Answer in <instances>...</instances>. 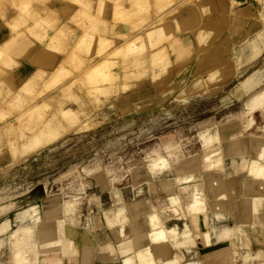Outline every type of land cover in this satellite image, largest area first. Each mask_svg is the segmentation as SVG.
Returning a JSON list of instances; mask_svg holds the SVG:
<instances>
[{"label":"rangeland","instance_id":"obj_1","mask_svg":"<svg viewBox=\"0 0 264 264\" xmlns=\"http://www.w3.org/2000/svg\"><path fill=\"white\" fill-rule=\"evenodd\" d=\"M25 1L14 5H23L20 10L29 16L33 0ZM71 1L79 5L76 19L88 22L78 25L85 34L49 81L55 57H42V63L51 69L42 75L43 91L50 100V109L41 114L43 126L48 134L56 132L59 136L20 155L21 145L40 135L26 137L14 131L21 124L15 119L19 105L0 102V264H16L14 255L24 247L25 238L37 240L36 222L55 227L54 219L62 217L61 211H52L56 216L51 220L44 215L53 209L49 208L53 202L75 200V210L66 225L75 222L89 231L99 246L90 249V257L93 264H101L107 255L104 247L115 245L119 239L101 210L118 213L129 236L128 204L138 201V210L161 214L169 205V191L164 190L163 181L176 177L178 171H195L196 176L202 167V174L209 168L223 171L222 155L214 144L218 143L221 150L227 145L232 157L233 138L246 146L252 137L264 136V107L252 115L254 125L243 133L247 120L244 103L257 94L264 101V53L258 56L264 47V27L242 44L235 40L234 45L227 46V36L214 42L229 18L233 0H228L229 6L225 0L200 1L199 10L206 18L211 9L220 15L207 19L196 31L199 50L192 43L189 23L198 0H97L94 13L90 0ZM237 14L248 12L240 9ZM55 17V10L48 9L38 20H51L52 27ZM103 19H111L112 26L102 35L113 40L99 39ZM97 40L98 56L89 60L84 53H94ZM3 58L0 53V60ZM26 81L23 88L30 97ZM102 89L107 90L106 95L100 93ZM41 95L30 100L27 107L36 106ZM8 112L14 113L6 122ZM51 114L53 120L49 119ZM32 117L26 115L24 121L27 135L34 129ZM219 132L232 134L226 141L227 135L221 140ZM158 153L168 167L153 172L150 164ZM245 158H250L248 151ZM180 195L182 203H187L186 195ZM39 205L41 219L28 227L16 224V219H23L25 209L36 210ZM136 221L146 229L142 219ZM79 245V240L72 239L65 255L76 256ZM237 264H241L240 258Z\"/></svg>","mask_w":264,"mask_h":264},{"label":"crops","instance_id":"obj_2","mask_svg":"<svg viewBox=\"0 0 264 264\" xmlns=\"http://www.w3.org/2000/svg\"><path fill=\"white\" fill-rule=\"evenodd\" d=\"M90 1L93 2L91 12L94 13L97 0ZM200 1L201 0H198L197 4L195 3L194 15L189 19L190 26H192L191 40L197 50H199V46L196 41V31L200 29L207 19H210V21L215 20L218 19L220 15V12L213 11L211 9L209 17L206 18L199 10ZM14 3L19 5L20 0H0V51H2L3 57H6L0 60V82H2V84H0V90L3 92V95L0 96V102L3 101L2 103H6V106L11 104L19 105L16 108L17 110L15 109L18 111L16 114L19 113L15 116V119H20L21 124L20 128H15L14 131H18V134L22 136L25 135L26 137H34L38 134L41 135L40 133L42 131L44 132V118L41 114L48 108L50 109V100L46 99L48 96L46 97V92L43 91L44 81L42 75L43 73H46L47 75L51 69L42 63V57H55V61L53 63L54 69L51 71L48 77L49 81L56 68L63 64L69 55L74 51L76 41L85 34L83 29H81L78 25L83 24L86 26L88 22L86 20L76 19L79 5L75 4L71 0H46L44 4L40 1L33 0L30 5L29 16H26L25 13L20 10V6L16 7ZM225 3L229 6L228 0H225ZM48 9L55 10L56 17L53 19L55 22L52 27L51 20H38L40 17L46 14ZM240 9L246 10L248 14H237V10ZM259 14L264 16V0H242L239 5L229 7V18L214 42H218L220 39L227 36L226 45L228 46L229 44L234 45L233 41L235 40L240 41L242 44V42H244L246 39L254 38L255 33L264 27V18H262ZM235 19L238 21L235 22ZM101 22L104 24V26L102 27V25H100L98 28L100 31L98 34L99 39H106L108 36L102 34H104L107 30L111 31V19H103ZM29 27H33V29L30 30ZM60 29L62 30L61 33L63 34L60 36V38H57L56 34ZM177 35L180 37L181 34L179 33ZM108 39L113 40L111 37ZM11 41L13 42L12 48L7 46V44ZM51 44L54 46L52 47ZM208 47L206 49H209ZM93 49L94 53L92 54L84 53L85 55L90 56L89 60L91 56L94 58L98 56L100 50L99 40L94 42ZM262 53H264V47H262L258 56H260ZM46 54L48 56H46ZM26 79H28V84L30 85L31 89V96L33 94L32 97H27L25 94L26 92L24 91L23 86H25L27 82ZM33 79L34 82L32 83ZM18 84H20L19 87L14 88L13 85ZM100 93L106 95L107 90L102 89ZM40 94L43 95L40 96V99H38L36 105L38 107H44L40 110L38 109L36 112H31L27 107L28 103L35 96L37 97ZM12 113L14 112H11L10 114L8 112V116L5 117L6 122ZM26 115H31L34 119H31L34 121V129L29 135L24 132V121L26 120ZM46 119H48V117H46L45 120ZM49 119H54L52 114ZM30 124H32V122ZM54 134L57 135L56 133ZM219 134L221 140L224 139L222 138L223 136L227 135L226 137H228V139L225 138L227 141L229 140L232 132H229L228 134H222L219 132ZM49 135L52 136V132H49ZM257 138L260 140L261 137ZM261 140H263V138H261ZM243 142L245 143V141ZM245 144L248 148V156L250 157L252 154L251 144ZM218 146L219 144L216 143L214 144L213 148H218L216 152H221L222 164L224 166L222 175L224 178L234 184L237 197L236 200L240 201L243 190L239 186L241 181L239 177L244 173L240 171V168L244 164L243 159L247 158L242 157L240 161L238 156L231 157L228 154L227 145L223 147L222 150ZM202 172L203 167L202 171L197 176L194 174V179H192V181L189 183L178 184L175 182L170 188L164 186V190L169 191L167 192V200L169 205L165 207L164 210H162L161 214L155 210H152V213L156 214L161 219V228L168 234L172 242H174V249L176 251L177 258L180 260V263L201 264L202 262V264H237V260L240 257L241 264H264L263 204L259 206L260 211L257 212V214H252L251 204H247L246 209H244L242 204L239 203H237L238 206L236 208L234 206L232 207L234 200H232L231 203L228 201L226 210L215 209L213 202L209 199L210 195L203 186V180H200V175ZM174 178H172L173 181H175ZM185 185L192 187H189L188 190L185 191ZM195 186H197L199 189L201 187L202 190L206 191V201L204 202L202 206L203 210L201 211L194 210L195 201L193 198L192 189ZM180 194L186 195V198L188 199L187 203H182ZM171 197L176 198L182 207V221L177 220L175 214L170 211V208L172 207ZM135 204L137 205V208H135ZM139 205L140 202L138 201L133 203L131 202L127 205V208L131 209H128L131 212L130 221H128L131 231L129 236H126V224L123 219L118 217V213L115 211L108 212L101 210L106 220L107 226L112 229L119 238L115 245L107 244L106 247H104L106 248L107 255L105 259L99 261L101 264H138L136 252L147 248V246H151L150 239L154 229L145 217V215H147L150 210L140 211L138 210ZM112 218H114L115 223L110 225ZM138 219L143 220L144 226L146 227L145 230L140 228L141 225H136V220ZM172 220L174 222L171 225H168V223ZM184 221L187 223V228L184 226ZM176 224L178 225V228L176 232L173 233L172 231ZM186 230L189 231V235L187 236L184 235ZM234 232L237 233V239H234ZM87 236L90 240L89 243H86L85 241V237ZM76 239L80 241L79 250L76 256L73 257L65 255L67 244L72 240L67 239L62 243L55 242L51 245H48L47 247L42 248V255H40L41 257L39 256L38 259H36L34 262H31L30 264H93V258L90 257L89 254L90 249L92 247L99 248L94 237L87 229H81L77 226L76 237H74L73 240ZM231 241L234 242L233 250H229L226 257L215 255L213 250L216 247L222 244L230 243ZM125 249L127 251H125ZM259 254H261L260 257H258ZM248 255L250 256V259L248 261H244L242 256Z\"/></svg>","mask_w":264,"mask_h":264},{"label":"bare ground","instance_id":"obj_3","mask_svg":"<svg viewBox=\"0 0 264 264\" xmlns=\"http://www.w3.org/2000/svg\"><path fill=\"white\" fill-rule=\"evenodd\" d=\"M241 1L242 0H233V3H234V5H236V4L239 5ZM20 6H23V5H20ZM29 29L31 30L32 27H29ZM148 32H147V34H148ZM149 34H150V32H149ZM147 36H150V35H147ZM7 46L10 47V44L8 43ZM0 53H2V51ZM43 107L44 106L38 107L36 105L32 109H30V111L36 112L38 109L40 110ZM263 107H264V101L262 100L261 95H258V94L252 96L251 98H249L244 103V110H245L244 113L247 114L246 115L247 120L245 123H243V127H244L243 133L245 131L249 130L254 125V120H253L252 115L254 113L260 111V110H263ZM19 121H20V119H19ZM54 133H56V132H52V136L49 135L47 133V128H46L44 130V132L41 133L40 137L37 140H35L31 143H28L26 145H21V154L20 155L23 154L22 153L23 151L25 152L26 150H29V149L33 150V149H36V148L42 146L43 141H45V140L46 141L54 140L55 138H57L59 136L58 134L55 135ZM64 133H66V132H64ZM261 138H263V140H261ZM261 138H260L261 141L259 140V138H256V139L253 137L251 138L250 144H251L252 155L250 156L249 161H248V159H243L244 164L240 168L242 170V172H244V174H245V177H242V179L239 183L242 190H243L242 194H241L242 195L241 204H242V207L244 209H246L247 206H244V205H246L249 202L254 203V204H251L252 214H257V212L260 211L259 206L261 204H263V206H264V136ZM246 149H247L246 146L242 145L240 139H238V138L232 139L231 152H232L233 156L245 157L247 154ZM207 159L209 160V158H207ZM167 167H168V163L166 162L165 159H162V157L159 156V153L156 155V157L154 159H152L151 164H150V168L152 169L153 172L154 171L160 172V171L166 169ZM194 172L189 171L187 174H185L184 171H178L176 177L174 178L175 181H173V179L163 181L162 182L163 186H167L170 188L173 186V183H175V182H177L178 184L179 183H189L190 181H192V179H194ZM200 180H203V182H204L203 186H204L205 190L207 191V193L210 195L209 199L213 202L215 209L226 210V205H227L228 201L231 203L232 200H234L233 205L231 204L232 207L234 206L236 208L238 206V204H237L238 202H236L237 197H236V193H235V186L233 183H231L230 181H228L226 178L223 177L221 169L220 170L219 169H213V168L207 169L205 171V173L200 177ZM189 187H192V186L185 185L184 190L185 191L188 190ZM206 191L202 190L201 187H200V189L197 186L193 187L192 193H193V198L195 201L194 202V210L195 211L203 210L202 206H203L204 202L206 201V195H205ZM171 198H172L171 200H172L173 206L170 208V211L173 214H175L177 220L182 221V218H181L182 207L180 206V204L178 203L176 198H174V197H171ZM76 203H77L76 200L70 201V202L64 201V202H60V203H54L53 202V205L49 207V208H53L50 210L51 212L50 211L48 213L44 212V215L46 216V218H49V220H51L50 219L51 217L54 218L56 216L55 214H52V211L53 212L61 211L60 213H61L62 217L60 216L59 219H57V217H55V219H54L55 227H52L49 225L48 226H41V221H39L38 223L36 222L34 228H36V230H37V234H38L37 240L31 241V236H30V238H27V237L25 238L24 241H26V243H25L24 247L22 249H19V251L17 253H15V255H14L13 260L15 261V263L16 264H30L31 262H34L36 259H38V257L40 255H42V252H41L42 248L47 247L48 245H51L55 242L62 243L63 241H65L67 239H73L74 237H76V229H77L76 226L77 225L75 224V222L74 223L69 222L70 225H66V223H68L67 220H69V218H71L70 215L75 210ZM135 208H137L136 204H135ZM40 211H41V205H39L38 209H36V210L30 209V208L25 209V211L23 212V216H24L23 219L22 220L16 219V224L19 225V227H28L29 225H32V222H34V220L41 219V217H38ZM149 213L147 215H145V217H146V220L149 221V223L152 225V227L154 229V232L151 234V239H150L151 240V246H149V247L147 246V248H145L143 250H139L136 252L138 264H181L179 258H177V256H176V251L174 249V242H172V240L169 238L168 234L160 226L161 219L156 214H154L155 216H153L152 210H150ZM184 222H185L184 226H185V228H187V223H186V221H184ZM114 223H115L114 218H112L110 225H112ZM31 228H33V227H31ZM86 228H88V227H86ZM177 228H178V225L176 224L175 228L173 229L172 232L175 233ZM26 229L31 230L30 228H26ZM65 229H67V230H65ZM184 235L185 236L189 235V231L186 230L184 232ZM234 235H235L234 239H237V233L236 232H234ZM85 238H86L85 239L86 243H89L90 240L88 239V236ZM233 241H231L230 243L219 245L218 247H216L213 250V252L215 253L216 256H225L226 257L228 255V251L231 249L233 250V245H234ZM64 246H66V245H64ZM10 248H12V246ZM126 249H125V251H127ZM179 255H181V254H179ZM260 256H261V254L258 255V257H260ZM242 258L244 261H248L250 259V256L249 255L248 256H242ZM156 260H157V262H156ZM201 264H202V262H201Z\"/></svg>","mask_w":264,"mask_h":264}]
</instances>
